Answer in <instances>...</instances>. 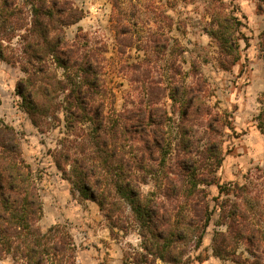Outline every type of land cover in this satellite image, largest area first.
I'll return each instance as SVG.
<instances>
[{
  "label": "trees",
  "instance_id": "obj_1",
  "mask_svg": "<svg viewBox=\"0 0 264 264\" xmlns=\"http://www.w3.org/2000/svg\"><path fill=\"white\" fill-rule=\"evenodd\" d=\"M111 2L119 10L118 0ZM256 8L264 12V0H256ZM83 15L75 0H0V60L21 71L19 107L38 130L63 121L64 135L49 152L72 193L94 201L111 227L137 230L142 250L132 260L124 254V264H189L214 214L224 229L212 233V254L227 264H264V209L237 182H219L230 121L208 102L201 75L189 83L181 74L172 60L179 43L169 45L164 33L159 45L152 43L154 52L170 58L155 77L152 60L127 64L133 70L130 88L116 107L103 49L89 45L83 33L66 37L65 28ZM242 26L222 2L210 14L205 31L223 69L241 57ZM114 31L119 44L131 45L130 37L123 43L117 19ZM259 37L264 50V29ZM254 118L264 134V99ZM41 214L18 132L0 118V260L77 264L68 229H41Z\"/></svg>",
  "mask_w": 264,
  "mask_h": 264
},
{
  "label": "rangeland",
  "instance_id": "obj_2",
  "mask_svg": "<svg viewBox=\"0 0 264 264\" xmlns=\"http://www.w3.org/2000/svg\"><path fill=\"white\" fill-rule=\"evenodd\" d=\"M221 2L226 11L241 19L246 36L241 41L239 61L229 69L218 65L217 45L205 31L211 12ZM75 3L84 15L65 28L66 37L71 40L76 33H83L89 45L103 49L104 76L115 93L116 107L124 102V94L130 88L133 70L127 64L152 60L150 74L155 77L170 58L168 52H154L152 43L159 45L158 37L163 33L168 36L169 45L175 40L179 43L172 60L180 64L181 74L189 83L196 82L201 75L208 102L230 121L224 134V158L216 173L219 182H237L243 195L257 198L264 209V134L256 127L254 118L264 99V50L259 37L264 29V12H258L256 0H118L119 10L112 6L111 0H75ZM116 19L123 43L125 37H130L131 45L119 44L114 31ZM21 75L17 66L0 60V118L18 132L22 156L32 170L42 202L39 227L65 226L76 245L77 264H124L126 253L132 260L135 251L142 250L140 235L135 229L125 232L111 227L94 201L78 200L72 193L49 152L64 135L63 121L45 131L31 123L19 107L16 93ZM207 189L211 196L217 194L215 185ZM216 219L214 214L200 246L192 250L189 264H227L211 251L213 231L224 229L216 224ZM0 264L14 263L6 257ZM143 264L167 263L157 259Z\"/></svg>",
  "mask_w": 264,
  "mask_h": 264
}]
</instances>
